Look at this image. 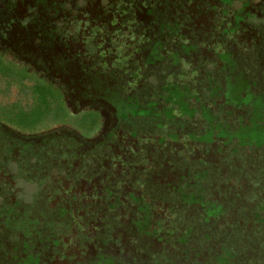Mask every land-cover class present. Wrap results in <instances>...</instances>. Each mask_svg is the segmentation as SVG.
Listing matches in <instances>:
<instances>
[{
    "label": "flooded vegetation",
    "instance_id": "flooded-vegetation-1",
    "mask_svg": "<svg viewBox=\"0 0 264 264\" xmlns=\"http://www.w3.org/2000/svg\"><path fill=\"white\" fill-rule=\"evenodd\" d=\"M212 3L223 5L220 0H0V100L5 103L0 110L22 109V100L35 95L44 103L42 121L59 114L102 124L101 133L82 144L66 123L51 120L34 133L13 131L24 136L27 144H21L0 123V213L59 218L54 244L45 240L37 264H92L103 255L118 259L111 246L117 229L132 232L127 224L138 216L135 199L145 194L155 206L164 205L144 192V184L158 180L166 193L172 171L166 160L160 170L155 167L158 156L146 140L155 127L147 120L136 127L126 117L139 115L126 116L125 110L130 94L144 100L142 93L148 95L170 69L167 63L147 65L158 40L168 55L202 35L217 38L219 16ZM249 8L256 21L246 23L232 42L247 74L263 80L258 57L264 55V0H250ZM175 24L182 28L176 40L170 36ZM43 178L48 183L41 188ZM60 208L64 213L57 214ZM7 255L17 259L14 264L22 257L18 250Z\"/></svg>",
    "mask_w": 264,
    "mask_h": 264
},
{
    "label": "rangeland",
    "instance_id": "rangeland-1",
    "mask_svg": "<svg viewBox=\"0 0 264 264\" xmlns=\"http://www.w3.org/2000/svg\"><path fill=\"white\" fill-rule=\"evenodd\" d=\"M220 2L221 7L212 3L219 16L217 38L202 35V40L180 43V52L168 55L161 51L164 44L158 40L147 65L167 63L170 69L161 74V81L148 95L142 93L144 100L137 99V93L130 94L125 115L139 118H126L136 127L143 120L152 123L155 133L146 140L154 148L153 156H158L155 167L160 170L166 160L167 170H172L167 194L158 180L144 184L151 200L164 205L155 206L145 194L139 195L135 199L138 216L126 223L132 232H115L117 242L111 251L118 259L103 255L92 264H131L139 256L152 262V241L170 249L175 264H264V77L247 74L250 70L232 42L256 17L249 8L250 0ZM181 30L172 25L170 36L176 40ZM192 51V57L200 56L186 61ZM258 59L264 64V55ZM180 64L183 69L177 68ZM153 72L157 82L159 71ZM22 103V109L0 110V123L9 127L2 131L10 129L12 139L21 144H27L24 136L13 131L34 133L49 127L51 120L66 123L79 142L101 133L102 124L97 121L64 120L59 114L42 121L44 103L35 95H28ZM1 104L5 105L0 100ZM38 181L41 188L48 183L46 178ZM56 213L64 212L60 208ZM53 217L46 214L38 219L29 211L0 213V264H14L17 259L9 258L7 252L14 256L17 249L22 257L15 264H37L45 240L52 245L57 237L54 231L59 218ZM14 227L22 232L16 234ZM120 236L126 244L119 242Z\"/></svg>",
    "mask_w": 264,
    "mask_h": 264
},
{
    "label": "trees",
    "instance_id": "trees-1",
    "mask_svg": "<svg viewBox=\"0 0 264 264\" xmlns=\"http://www.w3.org/2000/svg\"><path fill=\"white\" fill-rule=\"evenodd\" d=\"M19 228H17L14 231H17L16 234L22 232V230H18ZM32 230H30L31 232ZM43 232H45V230H42ZM33 234V232H31ZM33 236V235H32ZM17 237V236H16ZM158 243H153V248H154V257H152V262L147 263V258L146 260H143L142 256H139L138 258H136V260L131 263V264H175L176 263V256L174 255L173 252H171L170 249H168L167 247H157ZM156 246V247H155ZM18 250V249H17ZM20 253V252H19ZM226 264H230L226 263Z\"/></svg>",
    "mask_w": 264,
    "mask_h": 264
},
{
    "label": "crops",
    "instance_id": "crops-1",
    "mask_svg": "<svg viewBox=\"0 0 264 264\" xmlns=\"http://www.w3.org/2000/svg\"><path fill=\"white\" fill-rule=\"evenodd\" d=\"M195 57H196V56H195ZM193 58H194V56H193V57H190V58L188 59V61H192ZM199 61H200V59H199ZM196 62H198L197 58H196ZM206 64L209 65V64H210V61L206 60ZM202 65H204V62H202ZM202 67H203V66H202ZM178 68H179V67H178ZM176 69H177V68H176ZM180 69H183V68L180 67ZM184 69H185V68H184Z\"/></svg>",
    "mask_w": 264,
    "mask_h": 264
}]
</instances>
